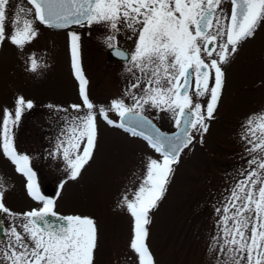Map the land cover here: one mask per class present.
Returning a JSON list of instances; mask_svg holds the SVG:
<instances>
[{
  "label": "snow or ice",
  "instance_id": "snow-or-ice-1",
  "mask_svg": "<svg viewBox=\"0 0 264 264\" xmlns=\"http://www.w3.org/2000/svg\"><path fill=\"white\" fill-rule=\"evenodd\" d=\"M227 2L230 12L225 10V0H27L30 7L17 5L10 18L11 0H0V43L7 41L24 48L39 34L36 22L55 28L104 25L109 29L107 47L126 61V71L134 82H129L125 95L133 103L113 99L110 108L100 105L97 110L89 98L88 80L80 64V36L69 33L72 68L82 104L70 106L76 114L63 117V139L57 138L55 150L49 155L62 156L68 178L75 180L93 158L98 116L133 136H142L161 154L162 160H148L146 174L133 198L125 195L121 201L133 217L129 247L137 256V264H155L147 244L150 210L163 198L183 149L193 143L196 134L202 142L209 129L207 121L214 118L225 82L222 65L229 63L239 45L254 38L258 26L264 23V0ZM121 31L130 32L128 38H134L130 52L118 45ZM29 59L30 70L36 71V58ZM205 96L206 109L198 102ZM33 107L31 100L17 96L14 113L3 110L0 150L26 177L28 196L43 206L12 212L4 204L6 187L0 179V213L10 220L5 228L0 219V264H95V220L58 215L55 200L41 193L30 157L15 147L13 128ZM149 109L172 113L179 131L162 133L145 115ZM109 111L118 114V124L109 118ZM242 139L250 158L239 172L241 179L230 188L221 207L215 209L220 214L219 230L209 246L215 264H264V111L247 118Z\"/></svg>",
  "mask_w": 264,
  "mask_h": 264
},
{
  "label": "rangeland",
  "instance_id": "rangeland-1",
  "mask_svg": "<svg viewBox=\"0 0 264 264\" xmlns=\"http://www.w3.org/2000/svg\"><path fill=\"white\" fill-rule=\"evenodd\" d=\"M17 5L30 7L25 0H11L10 18ZM224 7L228 12V4ZM36 27L38 36L24 48L7 41L0 43V126L5 108L14 113L17 96L33 102L34 107L26 110L13 128L14 144L19 153L30 157L31 167L40 171L50 191L52 178L66 173L67 166L62 156L54 158L44 152L47 143H55L46 142L45 136L38 138L47 121L42 110L48 105L60 109L82 104L68 81L72 69L69 33L80 36V60L86 70H103L104 64L102 56L91 63V40L96 37L91 26L73 24L50 31L36 22ZM30 57L38 62L36 71L30 70ZM222 67L225 82L214 118L207 121L208 131L202 142L196 134L193 143L183 149L163 198L150 210L147 244L155 264H215L214 254L209 252L212 237L219 230L220 214L215 209L221 207L230 188L241 179L240 170L247 167L250 157L242 139L245 122L252 114L264 111V23ZM97 127L93 158L75 180L67 178L53 193L54 210L95 220V264H137V256L129 247L133 217L121 201L125 195L133 198L146 174L148 160H162V156L144 139L103 127L99 122ZM0 179L6 187L4 204L12 212L43 206L28 196L26 177L16 171L2 150Z\"/></svg>",
  "mask_w": 264,
  "mask_h": 264
},
{
  "label": "flooded vegetation",
  "instance_id": "flooded-vegetation-1",
  "mask_svg": "<svg viewBox=\"0 0 264 264\" xmlns=\"http://www.w3.org/2000/svg\"><path fill=\"white\" fill-rule=\"evenodd\" d=\"M225 3L226 5L228 4V12H230V3H228L227 0H225ZM37 23L39 24V22ZM39 25L50 31H60L57 29L48 28L42 24ZM102 26L103 27L101 28L100 25L91 26V33L93 32V34L96 35V37L92 38L91 40V63L96 59V57L102 56L104 69H91V72H89L83 66V59L80 60V63H82L81 67L83 69L84 75L88 80L87 91L89 98L95 105H97V110L100 105H103L105 108H110V104L113 99L123 98L126 104L131 105L133 103V100L130 97L126 96L125 93L128 89L129 82H134L133 77L131 73L126 71V61L123 58L114 55V49H109L107 47L105 38L109 34V29H107L104 25ZM8 31H11L10 28H8ZM129 36H131L130 32L121 31L117 39L119 47L130 52L134 48V38L129 39ZM128 40L130 41V43L128 42ZM70 61L72 63V60ZM137 75H139L138 72ZM68 81L72 85V88L76 91L78 99L82 102L79 96V82L75 78L73 68L68 74ZM133 91L136 92L137 90ZM198 102H200L202 106H206L207 96L198 98ZM56 108H44L42 110V113H44V119L47 121L44 124V129L41 130V132L44 133L38 132L41 133L39 134L38 138L42 139V137L45 136L46 142L55 143L53 145H48V143L45 145L46 150L44 152L47 154L55 150L58 137H60V139H63V137L61 136V130L66 127V121L63 119V117L68 116L69 114H76L75 111L68 105H66L65 107H60V109H66L67 112L58 111ZM145 115L148 116V118L152 121L153 124L161 128L162 130L170 131L176 126L173 115L170 112H161L156 109H149L145 112ZM108 116L117 124L119 123V116L115 111H109ZM97 122H99V124L103 127H112L125 135L144 139L142 136H133L131 133L125 131V129L123 128L107 124V122L99 116L97 117ZM166 125L170 127H162ZM32 169L36 173V182L42 190L41 193L46 197L52 199L53 193H55L60 188L61 184L64 183V181L69 177L67 171L66 173L61 175L57 174L55 177L52 178L53 183L50 188L51 190L49 191V184L46 185L45 178H41V175L39 174L40 171L37 170V168ZM48 183H50V180H48ZM55 212L59 215L67 216L57 211ZM0 219L3 220L4 227L6 228L10 223L9 218L7 216H3L0 213ZM0 239H3L2 234H0Z\"/></svg>",
  "mask_w": 264,
  "mask_h": 264
},
{
  "label": "water",
  "instance_id": "water-1",
  "mask_svg": "<svg viewBox=\"0 0 264 264\" xmlns=\"http://www.w3.org/2000/svg\"><path fill=\"white\" fill-rule=\"evenodd\" d=\"M48 27V26H47ZM49 28H53V29H63V28H55V27H49ZM119 122H120V117H119ZM155 125V124H154ZM156 126V125H155ZM156 128H158L159 129V127H157L156 126ZM162 133H165V134H167V135H172V134H174V133H177L179 130L177 129V127L175 126V129L174 130H172V131H164V130H161V129H159ZM59 215V214H58ZM49 219L50 220H55V218H53V217H49Z\"/></svg>",
  "mask_w": 264,
  "mask_h": 264
}]
</instances>
